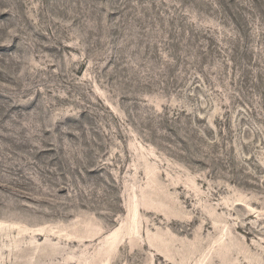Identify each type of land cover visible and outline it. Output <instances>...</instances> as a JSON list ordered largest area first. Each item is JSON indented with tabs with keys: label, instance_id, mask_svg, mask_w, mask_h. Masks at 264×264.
I'll return each instance as SVG.
<instances>
[{
	"label": "rangeland",
	"instance_id": "1",
	"mask_svg": "<svg viewBox=\"0 0 264 264\" xmlns=\"http://www.w3.org/2000/svg\"><path fill=\"white\" fill-rule=\"evenodd\" d=\"M0 264H264V0H0Z\"/></svg>",
	"mask_w": 264,
	"mask_h": 264
}]
</instances>
